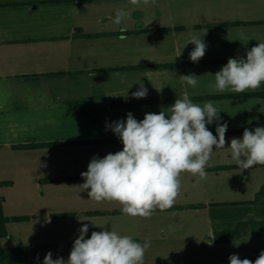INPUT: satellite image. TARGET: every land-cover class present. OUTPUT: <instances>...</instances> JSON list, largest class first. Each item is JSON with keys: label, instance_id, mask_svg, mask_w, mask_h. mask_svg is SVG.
I'll use <instances>...</instances> for the list:
<instances>
[{"label": "crops", "instance_id": "1", "mask_svg": "<svg viewBox=\"0 0 264 264\" xmlns=\"http://www.w3.org/2000/svg\"><path fill=\"white\" fill-rule=\"evenodd\" d=\"M120 8L130 18L117 26L112 21ZM234 23L251 24L229 25ZM193 35L207 44L199 62L244 57L264 42V0H156L139 8L129 0H0V181L7 183L0 195L5 217H27L6 224L1 248L39 249L25 264H43L49 251L66 261L83 224L89 225L86 238L101 231L93 222L142 244L150 240L144 264H164L155 254L170 251L173 243L185 253L197 245L202 257L197 264L264 251V237L248 232L227 243L213 241L214 232L240 221H264L260 206L252 204L264 186V165L241 172L227 148L232 138H242L235 131L264 127V96L250 95L263 93L264 84L255 91L213 94L208 84L227 63L187 65L195 46L185 44ZM187 74L197 75L196 88L181 84L179 76ZM140 81L148 95L135 99L131 93ZM185 91L193 102L212 101L221 110L227 143L214 150L206 179L196 183L197 177L181 174L172 208L150 218L129 217L115 213L121 211L116 202L89 199L77 187L84 180L49 181L81 177L94 156L121 151V141L106 125L126 120L129 112L143 120L145 113L167 111ZM241 94L248 95L197 99ZM159 100L164 103L139 104ZM207 127L216 135V123ZM15 187L39 190L35 200L28 193L16 199L34 203L25 215L2 194Z\"/></svg>", "mask_w": 264, "mask_h": 264}, {"label": "clouds", "instance_id": "2", "mask_svg": "<svg viewBox=\"0 0 264 264\" xmlns=\"http://www.w3.org/2000/svg\"><path fill=\"white\" fill-rule=\"evenodd\" d=\"M129 3L139 8L155 5L156 0H129ZM128 18L130 13L120 8L112 22L122 26ZM189 43L195 46L189 53L190 61L199 63L207 44L199 35H193L185 46ZM196 77L187 74L180 75L179 79L182 85L196 88ZM125 82L122 77L121 83ZM138 83L139 89L131 96L146 98L148 89L142 81ZM262 84L264 42H258L246 51L244 57L229 58L227 64L214 73V82H210L208 88L213 94L243 93L255 91ZM220 112L212 101L202 105L193 102L187 91L182 98H176L167 111L145 113L143 120H137L129 112L126 120L106 125V129L110 128L121 141L122 150L108 153L103 158L94 156L87 171L80 174L85 182L77 187L87 190L89 199L95 202L118 203L122 213L129 217L150 218L157 209L163 212L172 208L181 192V174L187 172L197 177L196 183L206 179L208 173L205 169L214 150L226 148L228 124L221 123ZM213 123H216V135L207 127ZM227 148L230 159L241 172L255 165H264V127L245 128L242 138H232ZM92 224L101 231H93L90 238H86L89 225L83 224L66 261L63 257L53 259L49 251L43 264H144L150 240L142 244L130 235L108 230L107 223ZM229 264H264V251L254 262L233 254L229 257Z\"/></svg>", "mask_w": 264, "mask_h": 264}, {"label": "trees", "instance_id": "3", "mask_svg": "<svg viewBox=\"0 0 264 264\" xmlns=\"http://www.w3.org/2000/svg\"><path fill=\"white\" fill-rule=\"evenodd\" d=\"M246 25L251 23H234L229 25ZM228 59L225 60H214V61H204L199 63H187V65H194V64H211V63H227ZM248 94H241V95H229V96H218V97H200L197 98L198 100H208V99H215V98H240L247 96ZM253 96H264L263 93L259 94H250ZM155 103H164V100L159 101H148L143 102L139 104H155ZM124 105V104H119ZM79 110V108L77 107ZM237 133H241L243 131H235ZM232 133V132H230ZM79 143H63V144H55V145H65V144H80ZM18 148H28V146H18ZM213 170H219V168H214ZM84 180L82 177H73V178H61V179H50L51 182H64V181H82ZM7 183L0 181V188ZM264 197V186L260 189V191L257 193L256 198L254 201H252V204H255L257 206L262 207L264 205V200L261 199ZM3 198L0 195V239L7 236V232L5 229V226L9 222H22L27 219V217H13L8 218L5 217L3 214ZM158 210V209H157ZM115 213H122V211H116ZM71 215H58L59 218H65L70 217ZM247 232L251 236H263L264 237V221H254V220H248V221H240L235 224L233 228H229L226 230L216 231L214 232V243L220 244V243H227L230 240L237 239L245 234ZM71 247L73 245H70ZM39 253V249L37 248H31V247H15V248H1L0 247V262H3L5 264H25L29 259H36L37 254ZM258 256L247 258L251 261H255V259ZM245 259V258H241ZM222 264H229L228 261H223Z\"/></svg>", "mask_w": 264, "mask_h": 264}, {"label": "rangeland", "instance_id": "4", "mask_svg": "<svg viewBox=\"0 0 264 264\" xmlns=\"http://www.w3.org/2000/svg\"><path fill=\"white\" fill-rule=\"evenodd\" d=\"M22 193H28V197H32L34 195H36L37 193H39V190L37 192V189L35 188H20V187H15L13 189L11 188H3L2 189V194L3 196L7 199H9V203H13L14 206L17 207L16 213L17 214H21V212H24L23 215H25V213L29 212L28 208H31L32 205L34 204L32 201L26 202V205H22V203L19 200L21 198ZM32 199H36L35 197H32ZM261 199L264 200V197H262ZM12 200V201H11ZM261 213H259V215H264V205L262 207H260ZM22 210V211H21ZM167 249H169L170 251H158L155 254V258L156 260L164 263V264H169V263H176V264H181L182 262H190V264H197V260L198 263H200V260H202L201 255H199L197 253V245H194V247L192 248V250L190 252L185 253L184 251H180L181 249V245L180 243H173L170 246H167ZM151 258L153 259L154 257V252L150 253Z\"/></svg>", "mask_w": 264, "mask_h": 264}]
</instances>
